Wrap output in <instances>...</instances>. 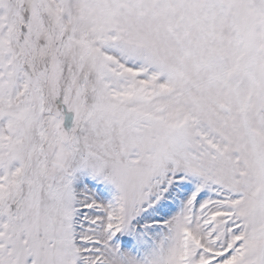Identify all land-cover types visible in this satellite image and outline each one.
Listing matches in <instances>:
<instances>
[{
  "label": "snow or ice",
  "instance_id": "snow-or-ice-1",
  "mask_svg": "<svg viewBox=\"0 0 264 264\" xmlns=\"http://www.w3.org/2000/svg\"><path fill=\"white\" fill-rule=\"evenodd\" d=\"M0 264H264V0H0Z\"/></svg>",
  "mask_w": 264,
  "mask_h": 264
}]
</instances>
